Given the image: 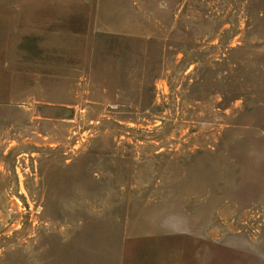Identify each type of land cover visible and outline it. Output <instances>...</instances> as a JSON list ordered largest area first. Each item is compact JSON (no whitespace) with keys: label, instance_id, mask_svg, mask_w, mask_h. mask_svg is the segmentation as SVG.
I'll return each mask as SVG.
<instances>
[{"label":"rangeland","instance_id":"1","mask_svg":"<svg viewBox=\"0 0 264 264\" xmlns=\"http://www.w3.org/2000/svg\"><path fill=\"white\" fill-rule=\"evenodd\" d=\"M0 264H264V0H0Z\"/></svg>","mask_w":264,"mask_h":264}]
</instances>
